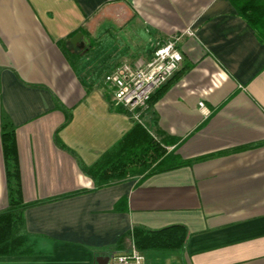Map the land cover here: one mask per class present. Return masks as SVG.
<instances>
[{"label": "crops", "instance_id": "0c3cea01", "mask_svg": "<svg viewBox=\"0 0 264 264\" xmlns=\"http://www.w3.org/2000/svg\"><path fill=\"white\" fill-rule=\"evenodd\" d=\"M113 16L155 41L181 36L183 60L142 121L190 163L97 188L83 167L135 120L63 47L84 49L86 26ZM3 115L16 128L27 236L0 264H109L137 248L135 227L172 225L187 228L184 244L142 250L146 264H264V43L233 0H0V213Z\"/></svg>", "mask_w": 264, "mask_h": 264}, {"label": "trees", "instance_id": "16d2710c", "mask_svg": "<svg viewBox=\"0 0 264 264\" xmlns=\"http://www.w3.org/2000/svg\"><path fill=\"white\" fill-rule=\"evenodd\" d=\"M233 2L239 14L264 43V0H233ZM89 39V44L79 50L80 52L63 47V53L73 67L77 68L81 65L84 57L89 54L94 52L101 54L104 42L99 38L89 37ZM165 41L163 38L156 40L148 50L149 58ZM119 64L113 65L109 70ZM169 80L154 92L149 103L166 90ZM100 84L101 87L106 88L102 80ZM2 144L9 206L7 211L0 213V255H12L21 253L22 241L27 236V230L24 226L26 204L22 193L16 128L7 115H3L2 119ZM167 145L166 139L156 138L143 124L134 121L132 128L112 148L92 165L84 166L83 169L99 188L135 175L156 174L190 163L175 151L168 152ZM186 237L187 228L182 225H172L158 230L135 227L133 231L135 245L140 251L150 248H177L184 244Z\"/></svg>", "mask_w": 264, "mask_h": 264}, {"label": "built area", "instance_id": "2783aa9c", "mask_svg": "<svg viewBox=\"0 0 264 264\" xmlns=\"http://www.w3.org/2000/svg\"><path fill=\"white\" fill-rule=\"evenodd\" d=\"M180 35L166 40L148 60L135 64L122 62L107 71L102 82L110 92L113 104L143 124L142 114L148 108L154 92L178 70L183 54ZM203 105V104H202ZM109 264H146L145 255L133 248L129 252L114 254Z\"/></svg>", "mask_w": 264, "mask_h": 264}, {"label": "rangeland", "instance_id": "374dc122", "mask_svg": "<svg viewBox=\"0 0 264 264\" xmlns=\"http://www.w3.org/2000/svg\"><path fill=\"white\" fill-rule=\"evenodd\" d=\"M119 14H121V11ZM86 28L93 37L99 38L105 45L101 54L94 52L84 57L81 66H79V72L82 77L87 78L89 81L90 78L93 79V84L99 90L107 92H109L108 89L101 87L100 84L103 75L121 60L131 64H134L140 58L145 60L150 55L148 50L156 43L149 36L139 32L141 29L137 28L132 19L123 21L114 17L110 22L104 23L99 18L98 21H92V24L87 25Z\"/></svg>", "mask_w": 264, "mask_h": 264}, {"label": "water", "instance_id": "95a60500", "mask_svg": "<svg viewBox=\"0 0 264 264\" xmlns=\"http://www.w3.org/2000/svg\"><path fill=\"white\" fill-rule=\"evenodd\" d=\"M82 36H83L82 33H78V34H76V35L72 38V43H75L76 41H79V40L81 39ZM86 42H87V39H84L83 42L81 43V45L84 46Z\"/></svg>", "mask_w": 264, "mask_h": 264}]
</instances>
